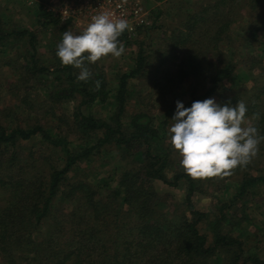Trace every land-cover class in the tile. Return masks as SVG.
Instances as JSON below:
<instances>
[{
    "label": "rangeland",
    "instance_id": "374dc122",
    "mask_svg": "<svg viewBox=\"0 0 264 264\" xmlns=\"http://www.w3.org/2000/svg\"><path fill=\"white\" fill-rule=\"evenodd\" d=\"M206 1L209 0H147V7L150 9L149 22L138 31L136 37L118 38L125 48L121 57L117 59L109 55L95 64L88 65L93 74L103 75L108 91L104 101L97 98L90 105L81 104L84 94L80 85L75 86L71 97L57 101H52L48 97L49 90L53 88L71 87L67 70H63L64 68L56 70L58 72L51 70L62 66L56 52L57 45L62 41L63 32L81 34L75 24L63 21L50 12L49 15H42V9L47 11L45 5L48 0H0V31L16 32L6 38L0 36V124L19 123L25 126L37 122L44 125L52 134L65 137L70 148L94 145L97 139L102 137L104 128L95 130L88 136L74 123L73 115L79 108L83 114L92 113L113 126L115 122L111 117L118 111L115 102L118 78L135 67L141 49L148 64L144 66L142 72L127 80L125 104L119 123L123 130L131 116L137 112H144L152 117L153 124L164 131L163 149L166 148L173 159L166 175L172 180L171 176L180 168L181 159L170 143L169 134L170 127L175 123L172 119L177 101L182 102L185 108L191 107L194 101L208 98H213L220 106L230 107H235L238 101H242L245 105L253 103L254 109L264 112V95H258L264 86V0H236L230 3L233 5L232 14L235 15V21L230 25L222 48L227 55L230 54L235 66L234 81L224 79L216 92L205 95L208 83L201 77L187 75L182 79L177 77L169 82L166 80L167 77L174 76L177 65L184 61L186 51L184 43L173 48L170 46L173 29L182 22L185 23L184 15L188 10L197 11L199 5ZM24 29L35 35L33 44L37 52L36 64L37 68L43 67L45 69L43 71L32 72L29 69L33 68L30 66L27 51L30 50L29 38L17 35L18 31ZM70 67L73 79H77L80 70ZM47 72L49 74H46ZM86 88L89 92L93 90L91 85ZM234 97L235 99L231 101ZM250 113L251 111L246 112V123L252 121L253 115ZM262 127L259 129L260 135H264V123ZM17 143L19 145L9 148V151L15 152L26 169L36 167L32 170L36 178L41 176L43 181L47 182V172L52 168L62 167L61 150L49 145L39 136ZM142 149L137 147V151L124 150L115 142L103 144L95 148L90 158L76 163L74 170L68 174V183L81 180L95 191L96 199L108 197L112 194L111 191L116 189L120 175L125 169L139 167L145 162L141 155ZM32 154L37 160L35 166L26 163L31 162ZM41 156L46 158V163ZM242 173L264 176V142L259 145L258 155L241 171L223 179L194 180L196 188L191 196V204L194 210L205 214V218L198 225L200 233H205L208 236V243L212 244L213 236L208 229V222L219 216L222 210L227 214L225 220L221 222L222 231L241 240L243 249L238 254L237 246H219L207 260V264H251L250 261H244L249 256L264 261V183L254 185L248 194L237 197L232 205L226 206L237 191ZM153 187L160 197L159 207L156 208L161 215L159 221L166 220L170 225L180 226L186 230V224L195 217L187 207V182L180 180L178 185H167L155 180ZM0 198V205H3L6 196L4 200L2 196ZM72 211L76 212L77 216L80 213L90 215L82 206L80 198L71 203L65 200L58 201L53 207L55 213L53 220L46 224L41 221L40 228L33 234L34 238L41 239L47 229L61 228L62 225L67 227L66 230H70L68 219ZM111 214L106 221L111 230L116 228L115 221L124 218L128 222L127 229L138 223L137 216L132 210L124 212L113 210ZM57 215L59 220L55 219ZM113 215L116 218H111ZM99 219L95 221L101 223ZM236 255L239 256L237 259Z\"/></svg>",
    "mask_w": 264,
    "mask_h": 264
},
{
    "label": "trees",
    "instance_id": "16d2710c",
    "mask_svg": "<svg viewBox=\"0 0 264 264\" xmlns=\"http://www.w3.org/2000/svg\"><path fill=\"white\" fill-rule=\"evenodd\" d=\"M235 1L209 0L201 3L197 11L186 12L185 23L182 22L173 29L170 38L172 48L183 43L186 46L184 61L177 65L173 77L166 78L168 82L172 78L182 79L187 75L201 77L208 83L204 94L211 95L218 90L224 79L234 81L235 66L230 54L227 55L222 47L230 25L235 21V15L232 14L233 5H230ZM42 12L44 16L50 14L43 9ZM12 33L16 32L0 31V36L6 38ZM17 35L29 38L30 50L27 51L30 66L33 67L29 68L30 71L45 70L43 67L37 68L35 59L37 52L33 44L35 35L26 29L18 31ZM26 60L28 63L27 58ZM147 64L146 56L140 49L135 67L118 78L115 94L118 111L111 117L115 122L113 126L92 113L83 114L79 108L75 111L73 121L86 135L90 136L95 130L104 128L102 137H99L94 145L70 148L65 137L52 134L44 125L37 122L25 126L19 123L0 124V197L2 196L4 200L6 196L5 203L0 205V264H207V260L219 246H237L238 254L243 251L241 240L222 231L221 222L227 216L222 210L219 216L208 222V229L213 236L212 244L208 243V236L205 233H200L198 225L205 218V214L194 210L191 204L196 183L181 166L171 176L172 180L166 177L173 159L168 150L163 149L164 131L153 124L152 117L144 112L134 113L127 127L121 129L119 117L125 104L127 80L142 72ZM62 68L67 70L71 87L49 90L50 100L71 97L76 85L82 86L84 99L81 104L92 105L97 98L100 101L106 99L108 91L103 75L95 73L83 84L73 79L70 66L55 67L51 72L54 70L58 72L56 70ZM96 80L101 81L99 90L95 87ZM88 85L93 89L90 92L86 88ZM258 95H264V86ZM234 99L235 97L231 101ZM246 107L247 113L251 111V115L260 114L258 121L251 122L258 130L262 129L264 112L254 109L253 103L247 104ZM34 136L46 140L54 148L58 147L63 154L62 167L50 169L47 172V182L43 181L41 176L38 175L36 178L35 174L33 175L32 170L36 167L26 169L15 152L9 151V148L19 145L18 141L29 140ZM113 142L124 150L142 147L141 155L145 162L139 167L125 169L110 196L96 199L95 191L89 184L81 180L68 183V174L74 170L76 163L90 158L95 148ZM34 156L31 155V162H26L28 165L37 164ZM42 158L46 163V158L41 156ZM242 169L238 167L232 174ZM155 180L167 185H178L180 180L187 182V207L195 217L186 224V230L180 226H172L166 220L159 221L161 215L156 208L159 207L160 197L153 187ZM260 182L264 183V176L242 173L237 191L226 206L232 205L237 197L248 194L251 188ZM77 198L81 199L82 206L90 215L80 213L78 217L76 212L72 211L68 219L70 230H66L67 227L62 225L61 228L47 229L41 239L34 238L33 234L40 228L41 221L46 224L53 220L55 203L62 200L71 203ZM113 210L134 211L138 223L127 229L128 222L124 218L115 221L116 228L111 230L106 221ZM111 218L114 219L116 216L113 215ZM55 219L59 220V215ZM95 219H99L101 223H97ZM238 257L236 255L235 259ZM244 261L264 264L263 260L254 256H249Z\"/></svg>",
    "mask_w": 264,
    "mask_h": 264
},
{
    "label": "clouds",
    "instance_id": "9594fccd",
    "mask_svg": "<svg viewBox=\"0 0 264 264\" xmlns=\"http://www.w3.org/2000/svg\"><path fill=\"white\" fill-rule=\"evenodd\" d=\"M68 10L65 9L63 14ZM131 30L128 21L116 19L110 12H101L81 34L63 32L57 45V57L62 66L79 69L78 81L88 82L93 73L88 65L111 55L120 58L125 48L119 37ZM101 81H95L99 90ZM247 107L238 101L235 107L220 106L213 98L194 101L189 108L176 102L170 127V143L181 159L180 166L193 180L225 178L240 167H247L259 153L264 135L251 122L245 121ZM259 113L252 120L258 121Z\"/></svg>",
    "mask_w": 264,
    "mask_h": 264
},
{
    "label": "built area",
    "instance_id": "2783aa9c",
    "mask_svg": "<svg viewBox=\"0 0 264 264\" xmlns=\"http://www.w3.org/2000/svg\"><path fill=\"white\" fill-rule=\"evenodd\" d=\"M45 9L63 21L74 23L81 33L94 15L110 12L114 18L128 21L131 30L121 35L128 39L136 37L150 17L147 0H48ZM65 9L68 11L63 14Z\"/></svg>",
    "mask_w": 264,
    "mask_h": 264
}]
</instances>
